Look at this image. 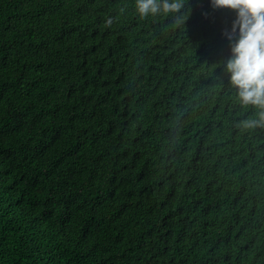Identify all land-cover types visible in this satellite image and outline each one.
I'll list each match as a JSON object with an SVG mask.
<instances>
[{"label":"trees","instance_id":"16d2710c","mask_svg":"<svg viewBox=\"0 0 264 264\" xmlns=\"http://www.w3.org/2000/svg\"><path fill=\"white\" fill-rule=\"evenodd\" d=\"M168 2L0 0V264H264L238 10Z\"/></svg>","mask_w":264,"mask_h":264},{"label":"clouds","instance_id":"9594fccd","mask_svg":"<svg viewBox=\"0 0 264 264\" xmlns=\"http://www.w3.org/2000/svg\"><path fill=\"white\" fill-rule=\"evenodd\" d=\"M212 6L238 10L232 31L224 33L231 41L237 28L240 32V39L232 48L233 55L229 58L227 69L231 74L232 85L239 89L241 103L264 105V0H212ZM175 7L168 0H159V3L158 0H136V10L141 18L161 10L166 13ZM111 23L109 19L107 24ZM261 117L264 120V112H261ZM255 123L244 121L242 125L248 127Z\"/></svg>","mask_w":264,"mask_h":264}]
</instances>
